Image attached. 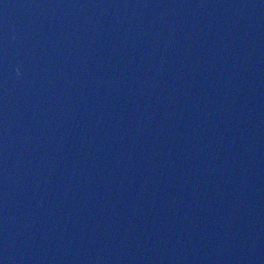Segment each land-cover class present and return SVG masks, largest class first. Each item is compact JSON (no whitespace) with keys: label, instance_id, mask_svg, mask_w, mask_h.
I'll return each instance as SVG.
<instances>
[{"label":"water","instance_id":"obj_1","mask_svg":"<svg viewBox=\"0 0 264 264\" xmlns=\"http://www.w3.org/2000/svg\"><path fill=\"white\" fill-rule=\"evenodd\" d=\"M2 264H264V0H0Z\"/></svg>","mask_w":264,"mask_h":264},{"label":"snow or ice","instance_id":"obj_2","mask_svg":"<svg viewBox=\"0 0 264 264\" xmlns=\"http://www.w3.org/2000/svg\"><path fill=\"white\" fill-rule=\"evenodd\" d=\"M0 264H2V262H0Z\"/></svg>","mask_w":264,"mask_h":264}]
</instances>
